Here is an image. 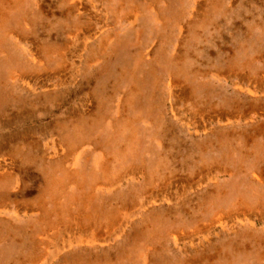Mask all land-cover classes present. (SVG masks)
<instances>
[{
    "label": "rangeland",
    "instance_id": "obj_1",
    "mask_svg": "<svg viewBox=\"0 0 264 264\" xmlns=\"http://www.w3.org/2000/svg\"><path fill=\"white\" fill-rule=\"evenodd\" d=\"M5 5L0 264L76 235L41 220L42 198L116 217L103 249L73 242L53 264H264V0Z\"/></svg>",
    "mask_w": 264,
    "mask_h": 264
},
{
    "label": "bare ground",
    "instance_id": "obj_2",
    "mask_svg": "<svg viewBox=\"0 0 264 264\" xmlns=\"http://www.w3.org/2000/svg\"><path fill=\"white\" fill-rule=\"evenodd\" d=\"M8 7L9 6L5 5V7L1 8V11H0V34L1 33L4 34V32L6 30V28H5L6 27V18H7L6 15H7ZM78 35H79V33H78ZM126 99L128 100L129 98H126ZM118 123L120 124V121ZM119 127L120 126H118V125L115 126L116 134L120 135L122 132L120 130H118ZM116 157H118V153H117V156H115L113 158L110 155L107 156V158H110V159L108 161H105L103 163V165L101 166V168L99 169V170H101L104 177L108 176L109 173L114 171V167L112 165L111 160L114 161L116 159ZM1 161L2 160H0V163H1ZM4 162H5V160H4ZM156 170H157V168L154 169L153 171H156ZM5 174L6 175L8 174L6 176V177H8L11 175V172L8 171ZM69 176H71L72 180L74 179L75 183L81 184V182L79 181L81 179L80 173L77 169L74 168V170H71L69 173ZM63 182H64V180L52 179V182L50 183V187H49V192L51 193L52 197L54 198L56 206H58V209H60V211H62L64 208V205L62 203L59 204L60 203L59 194H60V191L62 190ZM81 199H82V204L84 206H86V204H88L87 202L89 201L90 198L87 197V195L83 194ZM76 200L77 199L74 196H72V202H74ZM40 201H41L40 212H38V216L41 217V220L44 223H47L48 225H50L53 222H55L56 220L60 221L61 219H64L67 215V216H70L71 219L73 220V224L71 227L76 229V231H75L76 235H74V237L69 236L66 239L63 232H61L58 235L57 244L54 246V249L49 254L46 255L44 262L42 264H53L52 263L53 260L55 258H57L58 256H62L66 249H68L67 250L68 252H71L73 250L72 249L73 242H76L77 246H83L82 244L87 243V247L88 246H95V247H98L100 249H103L104 245H102L101 243H102V241H107V239L104 238L103 236L99 235L100 234L99 226L102 227L103 225H108L109 223H112V220H115V218H116L115 213L108 215V213H105V212H54V211L48 210V206L47 207L44 206L46 201H49L48 199L42 198ZM247 216H249V214ZM9 219H11V218H6L5 220L8 221ZM68 252H66V253H68ZM37 253H38V246L34 245L32 247L31 254L36 255ZM91 262H92V264H103V262L106 263V259L105 258L103 260L102 259H92ZM84 263H87V261H85Z\"/></svg>",
    "mask_w": 264,
    "mask_h": 264
}]
</instances>
